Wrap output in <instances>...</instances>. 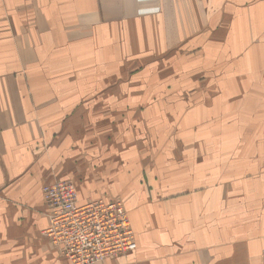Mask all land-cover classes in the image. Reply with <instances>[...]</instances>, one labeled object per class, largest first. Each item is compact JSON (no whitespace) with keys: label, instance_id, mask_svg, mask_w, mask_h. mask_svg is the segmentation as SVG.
I'll return each instance as SVG.
<instances>
[{"label":"crops","instance_id":"obj_1","mask_svg":"<svg viewBox=\"0 0 264 264\" xmlns=\"http://www.w3.org/2000/svg\"><path fill=\"white\" fill-rule=\"evenodd\" d=\"M57 180L123 200L101 264H264V0H0V264H72Z\"/></svg>","mask_w":264,"mask_h":264},{"label":"built area","instance_id":"obj_2","mask_svg":"<svg viewBox=\"0 0 264 264\" xmlns=\"http://www.w3.org/2000/svg\"><path fill=\"white\" fill-rule=\"evenodd\" d=\"M49 225L43 235L72 264H101L136 250L131 221L119 199L79 202L71 180L43 187Z\"/></svg>","mask_w":264,"mask_h":264},{"label":"rangeland","instance_id":"obj_3","mask_svg":"<svg viewBox=\"0 0 264 264\" xmlns=\"http://www.w3.org/2000/svg\"><path fill=\"white\" fill-rule=\"evenodd\" d=\"M184 81H186V82L183 83ZM184 81H181V83H182L181 87L183 88V90L185 92L183 93V95L178 97L179 99H181L182 103H186V104H189V105H195V104H198V103H204V100H210L211 104L219 103V98H220L219 95H212L211 97H208V96L204 97V96H201V95H192V92H191V90L194 89V87H196V86L199 87V88H201V87L202 88H212L213 91L217 92L220 89V81L218 79H209L206 82L197 81L196 85H195V83L193 85L189 84L187 82V80H184ZM169 114H171V113H169ZM216 124L217 125L213 126V128L217 130L216 133H221L220 132V128H219V122H216ZM216 133H213V134H216ZM115 199H119V200H121L123 202L121 197H116ZM123 204H124V202H123ZM124 207H125V205H124ZM125 209H126V207H125ZM128 215H129V213H128Z\"/></svg>","mask_w":264,"mask_h":264},{"label":"bare ground","instance_id":"obj_4","mask_svg":"<svg viewBox=\"0 0 264 264\" xmlns=\"http://www.w3.org/2000/svg\"><path fill=\"white\" fill-rule=\"evenodd\" d=\"M131 221V220H130ZM131 225H132V223H131ZM133 229V228H132ZM134 231V230H133ZM135 234V233H134ZM135 240H136V238H135ZM137 249V248H136ZM135 251V250H134ZM133 252V251H132ZM129 254V253H128ZM127 255V254H126ZM124 256V255H123Z\"/></svg>","mask_w":264,"mask_h":264}]
</instances>
